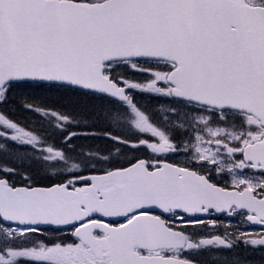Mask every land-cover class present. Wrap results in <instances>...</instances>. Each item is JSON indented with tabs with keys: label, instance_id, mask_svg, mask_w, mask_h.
I'll return each mask as SVG.
<instances>
[{
	"label": "snow or ice",
	"instance_id": "snow-or-ice-1",
	"mask_svg": "<svg viewBox=\"0 0 264 264\" xmlns=\"http://www.w3.org/2000/svg\"><path fill=\"white\" fill-rule=\"evenodd\" d=\"M15 90L72 110L25 104L40 131L0 112V264H264V238L186 231L213 213L264 226V0H0V106Z\"/></svg>",
	"mask_w": 264,
	"mask_h": 264
},
{
	"label": "flooded vegetation",
	"instance_id": "flooded-vegetation-1",
	"mask_svg": "<svg viewBox=\"0 0 264 264\" xmlns=\"http://www.w3.org/2000/svg\"><path fill=\"white\" fill-rule=\"evenodd\" d=\"M184 157H179L177 159L171 160L173 163H183ZM227 174L215 175L213 174L211 179L212 182L217 186L225 188L226 190H235L231 183V178L224 179L222 176H226ZM206 221H214L215 224H207V225H196L194 227L189 226L186 231L194 234L195 238H206L211 235H220L225 236L228 233H237L243 232L247 233V235L241 237L244 239H259L264 238V226L253 224L250 221H247L246 218L233 215L228 216L227 214H205L203 217ZM237 251L241 254H245V247L241 243ZM247 259L259 262L261 260V256L259 253L254 255H248Z\"/></svg>",
	"mask_w": 264,
	"mask_h": 264
},
{
	"label": "trees",
	"instance_id": "trees-1",
	"mask_svg": "<svg viewBox=\"0 0 264 264\" xmlns=\"http://www.w3.org/2000/svg\"><path fill=\"white\" fill-rule=\"evenodd\" d=\"M117 70H121L124 72V74L127 73V69L125 68H118ZM13 102L16 104L11 106V110L15 112H21L22 108L25 104L28 103H38V104H48L50 107H66L69 111H71V107L69 106V100L67 98H60L58 95L52 94V93H37L33 92L30 96H17L14 98ZM13 104V103H12ZM82 104H87L88 108L91 109L93 106H95L92 103H88L83 101Z\"/></svg>",
	"mask_w": 264,
	"mask_h": 264
},
{
	"label": "rangeland",
	"instance_id": "rangeland-1",
	"mask_svg": "<svg viewBox=\"0 0 264 264\" xmlns=\"http://www.w3.org/2000/svg\"><path fill=\"white\" fill-rule=\"evenodd\" d=\"M148 78H149V77H147V79H148ZM135 91H139V90H136V89H135ZM150 94H151V93H150ZM151 95H154V94H151ZM83 145L87 146L88 143H87V142H84Z\"/></svg>",
	"mask_w": 264,
	"mask_h": 264
}]
</instances>
